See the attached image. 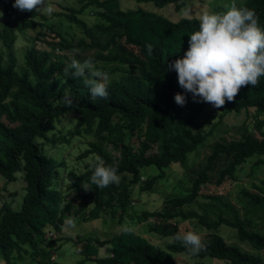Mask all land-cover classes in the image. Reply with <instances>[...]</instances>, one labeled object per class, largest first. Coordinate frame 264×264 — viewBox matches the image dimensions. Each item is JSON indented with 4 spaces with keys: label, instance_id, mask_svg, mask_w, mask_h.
Returning <instances> with one entry per match:
<instances>
[{
    "label": "trees",
    "instance_id": "obj_1",
    "mask_svg": "<svg viewBox=\"0 0 264 264\" xmlns=\"http://www.w3.org/2000/svg\"><path fill=\"white\" fill-rule=\"evenodd\" d=\"M77 1L78 8L68 7L67 12L60 14L81 27L89 41L84 38L69 41L62 37L63 34L52 31V40L47 42L71 53V59L91 58L93 65L102 62L99 70L114 75L109 79L108 95L104 98H90L84 77H73L70 69L66 72L69 62L54 57L48 50L26 48L22 55L25 70L18 72L13 53L16 31L40 24L36 19L40 15L37 11L13 8L12 0H0L2 14L16 16L19 20L14 24L6 21L0 29L6 59L3 65L0 52V116L7 121L0 119V175L7 181H15L18 172H22L25 182L19 208L12 207L11 201H3L0 206V257L5 264H17L18 259L29 254L37 255L36 264L49 262L57 238L55 233L61 231L67 216L75 214L95 219L100 213L117 214L121 220L134 188L151 190L155 181L164 175L163 168L172 162L185 163L187 155L206 142L212 128L226 114L248 108H253L257 114L264 113V76L258 78L255 86H241L232 101L225 100L224 105L214 108L218 120L209 132L201 130L202 123L197 119L205 105L212 107L211 104L197 102L190 93H185L182 106L174 102L173 95L182 89L175 71H168L166 64L183 56L188 47V35L198 30L199 18L180 17L172 21L151 10L122 9L119 0ZM136 1L151 2L156 7L169 3L178 7L184 2ZM89 6L99 19L94 28L107 37L103 43L91 36L89 26L77 16ZM236 6L251 9L258 26L264 28V0H246ZM146 44L151 45L150 55ZM91 48H95L93 54H79ZM61 83L66 88L60 87ZM65 91L73 99L70 106L63 103ZM68 112L76 117L68 135L51 133L49 136L55 123ZM256 126L259 129V124ZM81 132L92 134L93 139L77 158L91 155L95 159L85 163L81 172L68 170L65 173L66 192L60 194L53 180L61 161L55 162L51 155L45 154L36 139L54 146L69 143L72 135ZM156 144H159V151L150 152ZM263 155L264 131H259L258 137L242 131L237 139L214 142L184 194L166 198L167 209L163 211H142L145 219L154 216L163 221L148 223L147 230L170 236L171 241L165 247L127 228L105 239L92 236L78 239L79 253L83 256L80 262L89 259L93 264H176L171 253H184L193 258L222 259L228 264H264L259 255L264 251V223L248 228V221L241 219L239 209L219 194L201 195L202 205L212 217L191 207L200 196V186L207 182L208 174L215 171L221 160L226 161L217 170L216 183L234 179L237 169L251 157H256L250 165L251 172L264 165ZM97 158L116 168L118 183L98 188L90 182L91 165L98 162ZM149 165L156 166L159 171L141 181V169ZM251 187L254 191L241 190L249 205L245 210L264 213V180L252 183ZM186 220L207 230H216L221 225L233 228L238 240L252 251H245L220 235H214L200 237L203 248L191 254L181 242L173 239L176 233H183L178 222ZM47 229L53 232L48 233ZM106 244L111 245L110 253L97 256L98 248Z\"/></svg>",
    "mask_w": 264,
    "mask_h": 264
},
{
    "label": "rangeland",
    "instance_id": "obj_2",
    "mask_svg": "<svg viewBox=\"0 0 264 264\" xmlns=\"http://www.w3.org/2000/svg\"><path fill=\"white\" fill-rule=\"evenodd\" d=\"M46 4L52 8L51 14H42L36 17L37 22L40 24L35 27H27L21 31H16V40L13 44V53L16 60V70L22 72L25 70V65L22 61V55L26 48L31 46L39 50L51 51L54 57H59L62 60L71 61V53L62 50L59 46L52 47L47 41L52 40L54 33L57 31L63 34V38L67 40H78L84 38L89 41L81 27L75 23L67 20L61 12H67L68 7L74 9L79 7L77 0H45ZM120 7L122 9H137L142 8L151 10L153 12L162 14L172 21L178 20L180 17H196L200 18L202 14L207 12L223 13L232 4L238 5L246 2V0H184L178 7L174 3H169L161 7L154 6L151 2H138L136 0H119ZM78 17L83 19L89 26V31L92 37L103 43L107 38L102 32L97 31L94 28V23L98 22L97 15L94 14L92 7H86L81 13L77 14ZM18 18L16 16L6 17L2 14L0 6V29L4 22L8 21L14 24ZM19 21V20H18ZM51 27V28H49ZM52 29V30H51ZM57 41L58 38L54 37ZM95 48L80 51L79 54L91 55L94 53ZM0 52L3 60L2 64H6L5 49L0 42ZM94 68L99 69L102 66V62H98L93 65ZM114 75L109 74L111 78ZM60 87L66 88L64 83H61ZM0 119L7 122L3 116ZM198 121H201V130L203 132H209L213 123L218 120V112L205 105ZM76 121L74 114L68 112L65 116L61 117L59 121L55 123V128L49 131L55 135L65 134L68 135L70 130ZM259 124V129L256 125ZM246 131L252 136H259V131H264V113L257 114L253 108L247 110H241L240 112L231 111L226 114L222 120L212 128V131L208 134L206 142L199 146L196 150L189 153L186 157V161L183 164L179 162H172L167 167L163 168L164 175L159 177L151 190H139L136 186L130 195V203L127 207V212L119 220L117 214L110 216L100 213L95 219H85V217L76 216L71 214L67 216V219L73 221L71 228L63 226L59 233H55V246L50 251L53 254L50 257V261L42 264H93L89 259L80 262L83 256L79 253L80 243L78 239L86 236L97 237L99 239H105L111 237L113 234L120 232L123 229H132L135 233L146 238L151 243L165 247L167 243L171 241L170 236H161L154 232L147 230L148 223L162 222L159 218L154 216L143 218L142 211H163L167 209L164 205V200L169 196L184 194L185 190L190 186L191 180L194 178L197 170L205 163V157L211 147L216 141H228L234 140L240 137L241 132ZM93 139L92 134H86L81 132L79 135H72L69 143H59L52 146L49 143H45L43 139L37 138L36 140L41 143L42 151L51 155L55 162H60L56 167V178L53 183L60 194L66 192L68 181L65 177V173L68 170L75 172H81L84 168V164L94 160L95 158L88 155L84 158H77V155L84 150L88 145V142ZM108 149L110 147L108 146ZM159 144L154 145L150 152H158ZM116 154L115 151H113ZM264 158V155L261 156ZM256 160V157L249 158L239 169L236 171L234 179L227 178L221 183H216L217 170L219 167L225 164V159L217 163L215 171L208 174V180L205 184H202L199 188L200 196L192 203L191 207L206 212L209 217L213 214L207 212L204 208L202 194H219L224 199L233 203L238 209L241 219L248 221L246 225L248 228L258 227V225L264 223V213L260 210H245L249 208V205L245 203L246 198L243 196L241 190L243 188L254 191L251 187L252 183L259 184L261 180H264V165H261L250 170V165ZM159 169L154 165H149L141 169V181H144L148 177L158 173ZM0 206L3 201H11L12 207L19 208L24 194V180L22 178V172H18L17 179L15 181H7L0 175ZM3 180V181H1ZM172 211L171 209H168ZM86 215V212L85 214ZM178 227L182 232L193 231L200 237L210 238L214 235H220L228 243L239 246L245 251H252L250 247L238 240L235 234V230L226 225H221L216 230H207L200 226H197L193 221H179ZM48 233H52V229H47ZM46 243H44L45 245ZM111 251V245L106 244L98 248L97 256H104ZM257 253V252H255ZM173 260L176 264H228L226 260L212 258L205 256L203 258H193L184 253H171ZM259 255L264 260V251H260ZM5 261L0 257V264H5ZM38 257L36 254L25 255L22 260L18 259L17 264H36Z\"/></svg>",
    "mask_w": 264,
    "mask_h": 264
},
{
    "label": "clouds",
    "instance_id": "obj_3",
    "mask_svg": "<svg viewBox=\"0 0 264 264\" xmlns=\"http://www.w3.org/2000/svg\"><path fill=\"white\" fill-rule=\"evenodd\" d=\"M12 7L21 11H37L51 14L52 8L45 0H12ZM188 47L182 57L167 62L168 71H175L178 86L182 89L173 95L174 102L182 106L185 93L206 102L213 108L232 101L241 86H255L260 76H264V28L258 26L255 13L251 9L232 4L223 13L207 12L199 18L198 30L188 35ZM151 54L150 44L145 45ZM93 60L71 59L65 71L71 70L73 77H84L89 96L107 97L109 74L94 68ZM63 103L70 106L72 97L65 91ZM91 165L90 182L98 188L118 183L117 170L97 158ZM66 228L73 221L64 222ZM175 241L191 253L203 248L200 236L193 231L176 233Z\"/></svg>",
    "mask_w": 264,
    "mask_h": 264
},
{
    "label": "built area",
    "instance_id": "obj_4",
    "mask_svg": "<svg viewBox=\"0 0 264 264\" xmlns=\"http://www.w3.org/2000/svg\"><path fill=\"white\" fill-rule=\"evenodd\" d=\"M52 257V256H51Z\"/></svg>",
    "mask_w": 264,
    "mask_h": 264
}]
</instances>
